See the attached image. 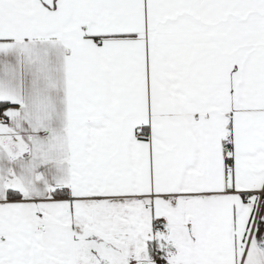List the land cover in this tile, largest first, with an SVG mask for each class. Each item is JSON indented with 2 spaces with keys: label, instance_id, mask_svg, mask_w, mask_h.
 <instances>
[{
  "label": "snow or ice",
  "instance_id": "1",
  "mask_svg": "<svg viewBox=\"0 0 264 264\" xmlns=\"http://www.w3.org/2000/svg\"><path fill=\"white\" fill-rule=\"evenodd\" d=\"M0 264H264V0H0Z\"/></svg>",
  "mask_w": 264,
  "mask_h": 264
}]
</instances>
